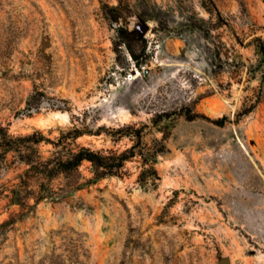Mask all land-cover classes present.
<instances>
[{
	"label": "rangeland",
	"instance_id": "374dc122",
	"mask_svg": "<svg viewBox=\"0 0 264 264\" xmlns=\"http://www.w3.org/2000/svg\"><path fill=\"white\" fill-rule=\"evenodd\" d=\"M262 46L263 0H0L10 134L122 150L113 128L146 124L149 144L170 132L155 185L129 161L23 215L5 189L26 166L9 153L0 264H264Z\"/></svg>",
	"mask_w": 264,
	"mask_h": 264
},
{
	"label": "trees",
	"instance_id": "16d2710c",
	"mask_svg": "<svg viewBox=\"0 0 264 264\" xmlns=\"http://www.w3.org/2000/svg\"><path fill=\"white\" fill-rule=\"evenodd\" d=\"M261 54L264 57V46ZM146 127V124H142L113 128L108 134L115 137L114 141L126 137L131 141L130 146L122 150H95L84 145L67 148L68 142L62 138L56 141L47 140L37 131L14 136L0 124V167L6 164L9 153L13 154V161L17 160L26 166L17 175L18 181L5 189L6 197L10 204H16L23 209L20 214L23 215L33 210L40 201L54 199L63 191H77L84 185L106 177L126 176V163L129 161L138 163L139 183L155 185L159 178L156 164L159 156L168 152L166 139L170 132L168 125L163 126L159 130L162 133L161 138H154L149 144L144 140ZM42 141L50 142L54 147H61L62 150H56L50 156L44 157L37 149ZM85 162L89 164L88 169L92 174L89 178H85L80 170ZM56 179H62L63 182L54 186L52 182ZM30 199H33V204L29 203ZM14 219L15 217L11 216L0 224V228L8 226Z\"/></svg>",
	"mask_w": 264,
	"mask_h": 264
},
{
	"label": "water",
	"instance_id": "95a60500",
	"mask_svg": "<svg viewBox=\"0 0 264 264\" xmlns=\"http://www.w3.org/2000/svg\"><path fill=\"white\" fill-rule=\"evenodd\" d=\"M222 264H228L227 260H224V261L222 262Z\"/></svg>",
	"mask_w": 264,
	"mask_h": 264
}]
</instances>
